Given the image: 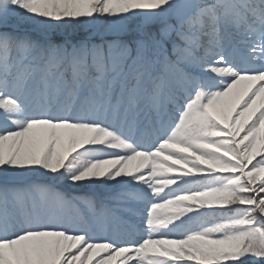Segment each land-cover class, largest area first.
Listing matches in <instances>:
<instances>
[{
  "label": "snow or ice",
  "instance_id": "1",
  "mask_svg": "<svg viewBox=\"0 0 264 264\" xmlns=\"http://www.w3.org/2000/svg\"><path fill=\"white\" fill-rule=\"evenodd\" d=\"M0 264H264V0H0Z\"/></svg>",
  "mask_w": 264,
  "mask_h": 264
},
{
  "label": "trees",
  "instance_id": "2",
  "mask_svg": "<svg viewBox=\"0 0 264 264\" xmlns=\"http://www.w3.org/2000/svg\"><path fill=\"white\" fill-rule=\"evenodd\" d=\"M40 182H48V181H40ZM60 191H65L67 192L68 189H66L63 186H58ZM72 194L75 195H93V193H91L87 188H82V189H73L72 190Z\"/></svg>",
  "mask_w": 264,
  "mask_h": 264
}]
</instances>
